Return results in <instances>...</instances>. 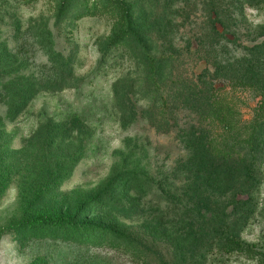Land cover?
Here are the masks:
<instances>
[{
	"label": "rangeland",
	"instance_id": "obj_1",
	"mask_svg": "<svg viewBox=\"0 0 264 264\" xmlns=\"http://www.w3.org/2000/svg\"><path fill=\"white\" fill-rule=\"evenodd\" d=\"M213 5L226 19L219 33ZM154 17L159 52H179L176 85L160 90L199 73L238 124L250 121L264 91V0H0V264H199L187 260L182 220L210 221L228 198L208 195L200 215L193 207L202 173L182 128L197 114L178 108L169 129L157 127L147 66L122 47L101 58ZM205 59L218 66L205 70ZM258 131L259 201L241 236L260 252L206 264H264V118Z\"/></svg>",
	"mask_w": 264,
	"mask_h": 264
},
{
	"label": "trees",
	"instance_id": "obj_2",
	"mask_svg": "<svg viewBox=\"0 0 264 264\" xmlns=\"http://www.w3.org/2000/svg\"><path fill=\"white\" fill-rule=\"evenodd\" d=\"M92 6L93 9L96 8V4ZM212 8L215 13L210 19L212 29L215 33H219L214 24L219 23L223 29H226V19L217 7L213 5L210 9ZM89 10L94 12L92 9ZM157 24V18L154 17L149 29L132 28L128 32L114 36L109 42L108 49L103 50L101 58L104 59L111 47L113 49L122 47V50L133 59L136 67L143 64L147 66L144 79L152 90L150 97L152 110L147 114L157 127L165 126V129H169L171 112L175 113L178 108H189L197 114V125L182 128L190 152L189 158L193 162L191 169L202 173L191 179V184L196 185V188H193L196 196L193 207L200 215L199 210L205 204L202 203L208 195L227 192L228 199H226L227 204L220 208L210 221L201 216H198L201 220L198 219L199 221L194 223L182 220L184 232L187 233L184 241L185 251H188V262L206 264L210 255L215 257L233 251L254 255L260 252L257 251L259 249L241 236V230L254 216L259 201L260 176L256 158L258 129L264 118V91L255 108L254 116L250 121L242 124H238L239 119H235L236 122L233 119L237 111L228 103L227 96L220 95L219 87L203 79L199 73H196L195 78L183 76L180 78L179 86L175 87L171 95L164 94L160 90L165 84L164 80H170L171 84L176 85L177 79L172 78L171 71L179 52L175 56L173 52H159L150 33L152 27ZM125 52L121 51L122 54ZM205 60L207 62L205 70L208 62L218 66L212 59ZM219 69L214 68L213 74L210 75H218ZM247 71L248 69H245L241 73ZM244 76L255 82L251 73ZM131 79L134 85L138 81L136 77ZM215 126L221 131H216ZM235 144H239V149H234ZM188 167L190 168L191 164ZM185 210L190 209L185 207Z\"/></svg>",
	"mask_w": 264,
	"mask_h": 264
}]
</instances>
